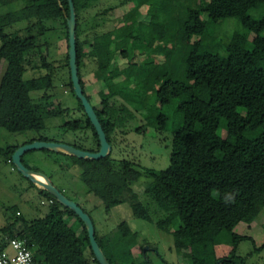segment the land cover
Wrapping results in <instances>:
<instances>
[{
    "label": "trees",
    "instance_id": "trees-1",
    "mask_svg": "<svg viewBox=\"0 0 264 264\" xmlns=\"http://www.w3.org/2000/svg\"><path fill=\"white\" fill-rule=\"evenodd\" d=\"M20 1L24 5L9 14L8 23L34 18L39 21L64 18L69 48V0ZM96 1L99 0H73L77 18V62L84 93L112 146L118 131L122 129L121 132L126 133L127 125L135 120L137 113L145 115V126L163 132L169 128V111H172L178 127L174 130L170 165L165 170L155 171L122 160L120 170L124 184H120L109 180L104 173V169L113 170L112 152L98 161L62 152L58 154L81 169V180L108 212L114 206L128 202L133 215L155 222L171 233L178 251L190 249L191 264H246L245 258L238 255V247L243 240L254 242V239L235 232V228L264 207V69L258 66L264 61V19L258 20L250 14L252 10L263 9L264 0H182L179 5L166 10L162 7L164 0L121 2V7L130 6L122 17L129 43L118 51L127 60V67L109 76L96 70L95 77L107 89L117 86L125 103L117 105L107 96L101 100V109L93 103L81 73L87 53L79 33L81 10ZM144 7H147L145 13ZM227 16L239 20L246 31L236 32L229 44L220 46V51L201 52L209 23L219 24ZM7 24L0 23V68L8 55L18 48L22 50L8 60L0 79V128L12 133L34 131L39 134L20 145L0 147V154L16 168L12 161L14 152L35 140L55 141L41 132L46 129L49 119L64 117L71 109L56 104L51 94L56 68L49 61L47 50L37 44L34 35L26 37L19 32H6ZM251 34L254 36L250 38ZM189 36L194 37L192 50H188ZM158 40L166 47L157 45ZM119 42L115 30L100 38L103 47L110 48ZM169 45L172 46L170 54H164ZM28 51L41 60L40 64L35 62L33 65L40 69L41 75L26 79L25 64L31 62ZM157 53H162L164 59L156 60ZM89 55H101L100 47ZM66 65L70 90L79 102L82 116L65 121L62 127L91 132L88 135L90 148L77 143L71 145L98 151V133L73 88L69 52ZM190 81L201 88L200 93L189 84ZM167 82L172 83L171 88L166 87ZM38 91L43 94L34 98L32 93ZM152 97L159 103L154 111L148 108ZM145 126L137 131H144ZM23 162L30 169L39 171L26 163L24 156ZM144 174L151 178L144 191L148 197L145 202L132 187ZM225 176L229 180L226 198L222 196ZM29 182L30 187L37 189L48 202V212L32 219L24 215L8 216L6 225L0 227V251L8 247L11 238L18 237L26 240L39 264H99L80 217L58 202L49 191ZM153 210L160 214L157 221ZM225 231H228L230 247L228 254L221 256L217 245ZM131 233L129 225L122 222L114 232L106 235L100 236L96 230V239L108 255L109 250L115 249ZM88 249L91 258L86 254ZM108 259L111 264L115 263L112 258ZM117 260L119 264H149L146 259L144 263H138L131 250Z\"/></svg>",
    "mask_w": 264,
    "mask_h": 264
},
{
    "label": "rangeland",
    "instance_id": "rangeland-1",
    "mask_svg": "<svg viewBox=\"0 0 264 264\" xmlns=\"http://www.w3.org/2000/svg\"><path fill=\"white\" fill-rule=\"evenodd\" d=\"M123 1L125 0H99L93 5L82 9L80 13L79 33L80 38L85 42L84 51L87 53L82 62L81 73L86 83L87 92L92 96L93 103L99 109L102 108V98L107 96L111 99V102L117 105L125 103L118 93L117 86L107 89L103 82L97 80L95 77L96 70H101L103 75L109 76L127 67V60L119 53L129 43L122 17L124 16L123 13L130 6L126 4L124 5L126 8L121 7L120 4ZM181 1L164 0L162 7L166 10L171 6L179 5ZM23 5L24 2L20 0H0V23L7 24L9 14ZM118 6L120 8L116 9ZM111 7L114 9H110ZM146 9L147 7L142 9L143 13L146 12ZM250 14L258 20H263L264 8L252 10ZM145 19H147L146 16ZM5 30L8 33L19 32L26 37L34 35L37 44L42 46L44 50H47L48 59L56 68L54 88L51 94L56 104L60 103L63 107L71 109L64 117L49 119L46 129L41 134L57 142L70 145L77 143L90 148L89 144L91 140L88 138V135H91V132L88 133L86 130H69L62 127L65 121L77 120L82 116V112L78 108L79 102L72 96L69 86V71L66 65V55L69 52V48L64 18L46 21H39L34 18L19 23H8ZM114 30L117 31L120 42L112 44L110 48L101 46V36ZM245 31L246 29L242 23L234 17L227 16L219 24L210 22L204 34L200 51L204 52L208 49L220 51V46L229 44L236 32L244 33ZM253 36L254 34H251L250 38ZM193 42L194 37L189 36L188 50L194 48ZM156 44L166 47V44L161 40H158ZM99 47L101 55H89V52ZM171 47L169 45L163 53L170 54ZM20 50L22 49L18 48L4 59L0 68V79L7 67L8 60ZM28 59L31 62L25 64L27 70L25 78L40 76V69L33 67L35 62L41 63L39 57L31 55L28 51ZM163 59V54L157 53L156 60ZM258 66L264 69V61H260ZM185 67L183 64L184 69ZM189 84L198 93L201 92V88L196 86L193 81H190ZM166 87L171 88L172 83L167 82ZM42 94V91L32 93L34 98H38ZM149 101V109L154 111L159 107V103L154 101L153 97ZM131 109L133 108L131 107ZM169 115V128L163 132L157 131L153 127L145 126L147 123L145 115L138 113L135 120L127 125L126 133L121 132L122 129L118 131L117 140L113 141L111 153L113 170L104 169V173L109 180L124 184V176L120 170L122 160L133 161L136 164L155 171L165 170L169 167L174 130L178 127V120L174 116V113L169 111ZM143 126H145L144 131H137V129ZM38 135L34 131L12 133L4 128H0V147L5 148L9 145H20ZM24 160L33 168L47 175L60 191L68 198L77 202L86 212L90 213L100 236L114 232L122 222H126L129 225L132 229L131 235L124 238L115 249V253H118L119 257L128 250H131L133 254L136 251L141 263H144L146 259L149 264H191L190 249L184 248L178 251L175 248V237L171 233L162 230L155 222H148L133 215L128 202L116 205L108 212L102 201L94 196L87 185L81 180V169L72 163L69 164L63 156L56 152L47 153L44 150H33L24 155ZM100 165L102 164L100 163ZM150 181L151 178L147 174H144L139 181L132 184L133 189L144 202L148 198L144 191ZM228 181V177L225 176L222 182V196L224 198L228 195ZM8 207H11V209L7 210ZM47 212L48 202L38 194L37 189L31 188L29 180L21 175L11 163H7L5 156L0 154V227L6 225V218L10 215L13 217L24 215L27 219H32L38 216H45ZM154 212L153 210L154 219L157 221L160 214ZM175 226H177L176 222ZM235 232L254 239V242L243 240L238 247V255L245 258L246 264H264V247L263 249H259L264 245V207L253 213L248 221L241 222L235 228ZM220 237L217 252L223 256L228 254L230 247L228 246V231H225ZM144 251L147 258H143ZM86 254L91 258L90 249L87 250ZM107 254L112 259H117V254H110L109 251Z\"/></svg>",
    "mask_w": 264,
    "mask_h": 264
},
{
    "label": "water",
    "instance_id": "water-1",
    "mask_svg": "<svg viewBox=\"0 0 264 264\" xmlns=\"http://www.w3.org/2000/svg\"><path fill=\"white\" fill-rule=\"evenodd\" d=\"M70 14L68 16V30H69V64L73 82V88L77 97L82 101L85 112L94 125L98 137L100 140V149L98 151H89L77 148L73 145L57 142V141H45L35 140L31 143L21 145L13 154L12 161L19 172H21L26 178L36 184L38 187L49 191L56 197L58 202L62 203L65 207L72 209L85 224L92 250L95 258L99 264H111L107 255L101 248L96 239V229L94 221L89 213H87L77 202L68 198L62 191H60L50 180V178L40 171H35L27 167L23 162V156L33 150H51L53 152H62L68 155H72L82 159L98 161L106 158L112 152V145L108 141L106 132L102 126V123L89 99L84 93V89L79 77V66L77 62V18L75 5L73 0H69ZM43 176L45 179L38 178L37 176ZM144 256L146 253L144 251Z\"/></svg>",
    "mask_w": 264,
    "mask_h": 264
},
{
    "label": "built area",
    "instance_id": "built-area-1",
    "mask_svg": "<svg viewBox=\"0 0 264 264\" xmlns=\"http://www.w3.org/2000/svg\"><path fill=\"white\" fill-rule=\"evenodd\" d=\"M10 248V249H9ZM0 264H39L26 240L11 238L8 247L0 251Z\"/></svg>",
    "mask_w": 264,
    "mask_h": 264
},
{
    "label": "crops",
    "instance_id": "crops-1",
    "mask_svg": "<svg viewBox=\"0 0 264 264\" xmlns=\"http://www.w3.org/2000/svg\"><path fill=\"white\" fill-rule=\"evenodd\" d=\"M115 249H116V248H115ZM115 249H113V250L111 249V250H109V252H110V254H111V253L117 254L116 258L118 259L120 255H119L118 253H115ZM107 256H108V255H107ZM134 256H135V258H136V261H137L138 263H141V261H140V259H139L140 257L138 256V254L136 253V251H134ZM108 257H109V256H108ZM110 258H112V257H110ZM117 259H115V260L113 259V260L115 261L114 264H118L117 261H116Z\"/></svg>",
    "mask_w": 264,
    "mask_h": 264
},
{
    "label": "bare ground",
    "instance_id": "bare-ground-1",
    "mask_svg": "<svg viewBox=\"0 0 264 264\" xmlns=\"http://www.w3.org/2000/svg\"><path fill=\"white\" fill-rule=\"evenodd\" d=\"M37 177H38V178H41V179H45L42 175H41V176L38 175Z\"/></svg>",
    "mask_w": 264,
    "mask_h": 264
}]
</instances>
